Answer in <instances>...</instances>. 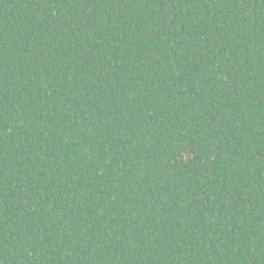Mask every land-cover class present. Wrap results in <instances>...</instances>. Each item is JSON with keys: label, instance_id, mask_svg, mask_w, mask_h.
I'll return each mask as SVG.
<instances>
[{"label": "trees", "instance_id": "16d2710c", "mask_svg": "<svg viewBox=\"0 0 264 264\" xmlns=\"http://www.w3.org/2000/svg\"><path fill=\"white\" fill-rule=\"evenodd\" d=\"M0 264H264V0H0Z\"/></svg>", "mask_w": 264, "mask_h": 264}]
</instances>
